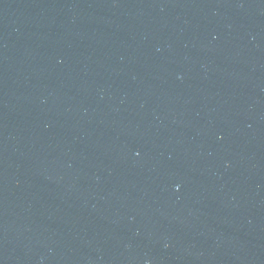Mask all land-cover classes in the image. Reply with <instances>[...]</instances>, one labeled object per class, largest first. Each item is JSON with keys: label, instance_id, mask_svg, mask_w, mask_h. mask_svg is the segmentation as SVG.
I'll use <instances>...</instances> for the list:
<instances>
[{"label": "water", "instance_id": "water-1", "mask_svg": "<svg viewBox=\"0 0 264 264\" xmlns=\"http://www.w3.org/2000/svg\"><path fill=\"white\" fill-rule=\"evenodd\" d=\"M0 264H264V0H0Z\"/></svg>", "mask_w": 264, "mask_h": 264}]
</instances>
